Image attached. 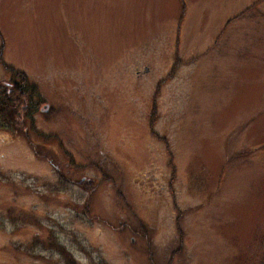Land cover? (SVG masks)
<instances>
[{
    "label": "rangeland",
    "instance_id": "rangeland-1",
    "mask_svg": "<svg viewBox=\"0 0 264 264\" xmlns=\"http://www.w3.org/2000/svg\"><path fill=\"white\" fill-rule=\"evenodd\" d=\"M4 64L0 264H264V0H0Z\"/></svg>",
    "mask_w": 264,
    "mask_h": 264
},
{
    "label": "trees",
    "instance_id": "trees-1",
    "mask_svg": "<svg viewBox=\"0 0 264 264\" xmlns=\"http://www.w3.org/2000/svg\"><path fill=\"white\" fill-rule=\"evenodd\" d=\"M4 66L12 79L11 83L0 81V129L25 133L27 128L33 127L40 102L36 101L39 93L23 71L7 64ZM55 242V239L49 241L48 246H57Z\"/></svg>",
    "mask_w": 264,
    "mask_h": 264
},
{
    "label": "flooded vegetation",
    "instance_id": "flooded-vegetation-1",
    "mask_svg": "<svg viewBox=\"0 0 264 264\" xmlns=\"http://www.w3.org/2000/svg\"><path fill=\"white\" fill-rule=\"evenodd\" d=\"M143 69H144L146 72H148V70H149V69L147 68V66H144ZM135 73H136V76H137V77H139V76L141 75L139 71H136ZM45 110H46V109H45ZM65 164L68 165L69 163L66 162ZM60 176H61V175H60ZM73 182H74V180H71V183H73Z\"/></svg>",
    "mask_w": 264,
    "mask_h": 264
},
{
    "label": "water",
    "instance_id": "water-1",
    "mask_svg": "<svg viewBox=\"0 0 264 264\" xmlns=\"http://www.w3.org/2000/svg\"><path fill=\"white\" fill-rule=\"evenodd\" d=\"M44 108L46 109V106H44Z\"/></svg>",
    "mask_w": 264,
    "mask_h": 264
}]
</instances>
